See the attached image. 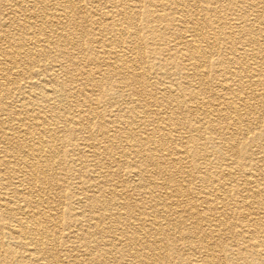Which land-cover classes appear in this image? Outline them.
Masks as SVG:
<instances>
[{
  "label": "bare ground",
  "instance_id": "bare-ground-1",
  "mask_svg": "<svg viewBox=\"0 0 264 264\" xmlns=\"http://www.w3.org/2000/svg\"><path fill=\"white\" fill-rule=\"evenodd\" d=\"M78 1L79 3L84 2L86 6L90 7L92 24L97 27L98 31L101 30V32L97 31L98 36L93 41L102 48H100V51H96L94 46L91 47V42L83 41L80 44L84 51L89 52L90 61L92 59L91 64H97L94 65L96 70L93 71L94 67L89 68L90 64L89 66L84 65L85 69L81 71L82 74L87 75V80H84L85 83L79 81V84L74 79L58 81L57 77H60V75L55 72L56 68H62L64 61H69L70 64L76 63L75 57L72 55L70 60L65 59L62 61L60 59V56L65 53L66 46H75V42L70 40L67 34L64 36L59 35L67 27L61 21L59 11L71 12V14L77 12L80 9V4H76V0H12L7 8H0V166H5L0 171V185L3 175L8 174L5 186H0V230L4 231L1 233V237L5 240H14L11 247L18 245L19 251H21L17 253V250L14 251V248L13 250L8 247L3 251V254H0V264H170L171 254L167 250V244H163L161 247L158 246L156 239L152 241L149 238L151 232L156 233L158 230L165 228L158 221L159 213H170L168 205L164 204V210L158 207L161 195L167 199L176 198V204H180L181 200H184V197L190 194L191 196L189 195L190 197H187V200L192 197L195 201L208 204L209 206H206L210 211H220L221 213L225 211L223 212L222 207L212 206L217 198L219 199V196L217 195L216 198L212 199V193L205 186L197 190L190 189V192L187 189L184 192L186 188L184 185L178 183L172 185V187L162 188V184L157 179L153 180L150 177V173L152 175L157 169L154 167H159L158 158H168L173 160V163L178 162L183 157H188V150L176 146L168 149L162 142L166 133H160L161 136H158L154 141L153 136L155 133L163 131L164 128L160 127L161 124L152 126L153 122H157V120L155 121L157 119L156 113H150L145 105L141 111L142 114L131 117L133 118V124L138 128L152 126L149 129L151 130L150 135L139 137L132 128H128L130 132H122L123 138L126 139L127 145H129L128 155L131 160L125 162V160L120 161L111 156L110 152L113 150L111 147L118 148L119 145L114 143V138L108 139L106 137V135L109 136L107 128L100 129L101 133L98 134L97 139L105 138V144L96 146L94 143H83L85 147L77 150V153H71L69 161L72 165L76 166V164L81 163L89 165L84 172L78 175V177L85 178L84 185L80 187L91 201L92 207L103 210V213H98L97 216L92 218L84 217L86 207L80 204L81 201H78L76 205L68 206V214L74 213L76 217H79L67 221L63 226V222L58 219L67 211L44 206L46 200L58 199V195L54 197L51 193L53 188L60 184L54 168L55 166H63L67 162L65 160L66 154L64 155L61 148L56 145L58 132L52 122L54 118H60L62 115L53 110L47 109L45 111L46 102L51 98L62 106L64 100L70 101L72 98L76 99L81 95L82 98L73 105L76 109L75 114L72 117L63 114V120L64 122L68 121L67 124L71 127L70 132L72 131L73 135L80 132L89 135L91 133L89 124L85 127L83 125L91 123V119H93L91 113L94 114L95 106L93 107V105L95 102L91 100L90 95L94 92L95 87H98L93 82L95 73L100 75L102 72L100 68H104L105 74H108V71L110 74L123 73L128 64L132 63L133 54H135L131 43L125 38L130 28L133 27L132 9L123 8L124 5L121 6V4V8L117 9L118 5L113 3V0H107L104 3L99 0ZM167 1L171 6H175L181 14L186 10L183 8L187 5L185 0H165L166 3ZM6 2V0H3L1 7L8 4ZM22 2H26V5L23 6ZM261 8L264 9V0ZM209 10L212 12L211 8ZM118 15L124 18L122 20L117 19ZM149 15L151 13L146 12L144 17L149 18ZM153 17L160 20V15H153ZM176 20L181 30L176 36V40L169 41L172 42L169 44L172 47L177 45V48L187 47L184 58L186 65L190 69L198 70V78L202 81L206 78L204 76L206 74L205 68H208L209 62L201 53L197 41L198 38L202 39L205 35L209 43V39H213V35L216 36V33L212 32L209 37L203 33L199 25H191L184 15L177 16ZM57 29H60L61 32L58 33ZM103 33L108 34V37L102 39ZM215 41L212 43L214 44ZM102 44H105V46H102ZM93 51L96 52V55ZM218 51L216 49L215 53H218ZM40 57H44L46 60L49 57V60H51L48 70L53 71V74L47 82H44L46 80H43V78L32 81L34 77L41 74L44 77V73H42L46 69L44 66L39 65L33 72L29 68L33 63H40L41 60L37 59ZM36 59L37 61H35ZM211 73L212 75H218L219 71L214 70L212 72L211 70ZM251 73L254 75L255 72L252 71L246 74L236 67H230L229 69L222 67L220 75L224 79H220L219 82L220 92H229L232 86L229 82L231 79H237V82L244 83V78L253 77L250 75ZM255 76L258 79L257 73H255ZM53 79L58 82L54 83ZM134 81L135 78L129 79V83ZM43 84H47L48 88L41 87L44 86ZM63 85L66 87L65 90H63ZM69 85L74 86V89L70 87L73 91H68L70 90ZM140 89H144V85ZM38 98L41 102L37 101ZM110 104H112V101ZM230 107L234 110L235 104L231 102ZM29 111L33 113L35 111L31 118L27 115ZM131 112L132 108H129V115ZM109 116L111 118L108 124L111 123V126H114L117 132L125 127L124 122L130 117L122 118L118 113ZM162 119L169 120V117L162 116ZM188 128L192 132L200 131V128L192 123L188 124ZM175 130L171 126L167 134L168 137L173 136ZM149 137L152 138V143L158 146H156V150L152 149L146 157V152L149 149L145 142L151 140ZM235 153L238 154L236 151ZM99 156L109 159V163L101 169L96 166L92 167V162L96 161ZM249 160L248 166L250 168L247 169V172L239 173L245 176V181L249 179L247 181L249 185L251 180L254 185L251 187L246 186L248 192L246 199L249 198V203L247 202L248 199L243 200L245 202L241 203L246 210L254 208L255 210L258 209V213L249 217L248 223L236 231V234H239L247 245L243 249L226 250L233 255V261L230 264H264V178H254V172H259L261 168L257 163L252 165V158H249ZM126 165L129 168V176L123 174L120 176L118 169ZM262 166L264 167V164ZM149 167L153 169V172ZM199 167L201 168V166ZM226 175L232 176L230 169L226 171ZM202 177L203 175L196 178L203 180ZM127 182L131 184L132 190L138 198L131 197L125 189L120 191L114 188L118 185L124 186V183ZM219 187L222 189L221 185ZM105 189L109 191L108 196L101 191ZM161 189H164V191H161ZM93 192L95 194H91ZM222 192L227 193V188ZM24 193H28L30 196L25 197L23 196ZM21 196L25 204L15 205L13 202L19 200L18 198ZM72 197L75 198V194H72ZM227 198L228 196L224 195L221 200L225 201ZM147 204L151 205V209H155L146 211ZM150 208L148 209L150 210ZM183 213L188 215L189 211H183ZM221 218L223 219H215L213 222L210 220V226L215 225L216 228L220 227L221 230L227 228L229 231L232 230L234 226H228L227 218L225 219L222 216ZM208 231V235L213 240H217L221 236L218 231L215 234V228H210ZM184 233L182 232L183 239L186 242L194 239L202 243L205 239L203 236V238H199L192 236L190 233L187 235H184ZM58 240H60L59 243ZM72 240L78 243L77 251L79 253L76 255H70L73 253L71 248L66 249L64 247L68 241L72 242ZM187 247L191 248L192 246L188 245ZM257 247L263 248V250L259 252L256 249ZM205 250L204 253L202 252L203 255L199 264H202L204 259L208 260V264H215L217 260L215 250L211 247H207ZM256 259H259V261H256ZM236 260H240V262H235ZM196 261H181L180 264H195Z\"/></svg>",
  "mask_w": 264,
  "mask_h": 264
},
{
  "label": "rangeland",
  "instance_id": "rangeland-1",
  "mask_svg": "<svg viewBox=\"0 0 264 264\" xmlns=\"http://www.w3.org/2000/svg\"><path fill=\"white\" fill-rule=\"evenodd\" d=\"M6 1L8 4L1 7L3 0H0L1 9L7 8L10 5L9 3L12 2V0ZM99 1L104 3L107 0ZM262 1L185 0L187 5L183 8L186 10L181 14L175 6H171L165 0H113V3L118 5L117 9L121 8V4V6L124 5L123 8L127 7L129 10H133L131 14L133 27L130 28L125 38L131 43L135 54H133L132 63L128 64L123 73L110 74L108 71V74H105L104 68H100L102 71L100 75L95 73L93 82L98 87H95L94 92L90 95L91 100L95 102L93 105V107L95 106L94 114L92 115L91 113L93 119H91V123L83 125L85 127L89 124L91 133L87 135L84 132H80L77 135H73V132H70L71 127L67 124L68 121L64 122L63 120V114L71 117L75 114L76 109L73 105L82 98L81 95L76 97V99L72 98L70 101L64 100L62 106L51 98L46 102L45 111L47 109L53 110L57 114L62 115L60 118H54L52 122L58 132L56 145L61 148L64 155L66 154L65 160L67 162L63 166H55L54 168L57 177H59L58 182L60 184L54 187L51 193L54 197L58 195V199L46 200L44 206L49 208L54 207L60 211H67L58 219L63 222V226H65L67 221L79 217H76L74 213L68 214V206L76 205L78 201H81L80 204L86 207V213L83 214L84 217L92 218L97 216L98 213H103V210L92 207L91 201L81 189V185L85 183V178L78 177V175L84 172L89 165L86 163L76 164V166L72 165L69 161L71 153H77V150L85 147L83 143H94L96 146L105 144V138L101 140L97 139L98 134L101 133L100 129L107 128L110 137L108 135L106 137L108 139L114 138V143H118L119 145L118 148L110 145L113 149L110 152L111 156L120 161L125 160L126 162L131 160V158L128 155L129 145H127L126 139L123 138L122 132H130L128 128H132L139 137H147V135H150L151 130L149 129L152 126L161 124L160 127L164 128V130L155 133L153 136L154 141L158 136H161L160 133H166V136L162 140L166 147L170 149L176 146L184 150L187 149L188 157H183L181 161L174 163L173 160H169L168 158H158L159 167H154L157 169L152 175L150 173V177L153 180L157 179L162 184V188L172 187V185L178 183L184 185L186 186L184 192L187 189L190 192L191 190H197L205 186L212 193V199L216 198L217 195L219 196V199L217 198V201L212 206L222 207L223 212H225L210 211L207 209L208 204L195 201L192 197L187 200V197L191 196L190 194V196L184 197V200H181L180 204H176V198L167 199L160 194L158 207L164 210V204H166L169 207L170 213H159L158 221L165 228L160 230L161 233L159 230L156 233L154 231L151 232L149 234L150 240L156 239L158 246L161 247L163 244H167V250L171 254L170 264H180L181 261L191 260H197L195 264H199L201 256L207 247L215 250V256L217 257L215 264L232 263L233 255L230 254V251L227 252L226 250L234 248L243 249L247 245L245 240L239 234H236V231L248 223L249 217L258 213V209L249 208L251 210H246V208L242 207L241 202H245L243 200L248 199L247 202L249 203V198L246 199L248 195L246 189L253 186L254 182L251 180L249 185L247 183L249 179L245 181V176L239 172H247V169L250 168L248 166L250 163L249 158H252V165L257 163L261 168L259 172H254V178H264V167L262 166L264 164V9L261 8ZM77 3L80 4V9L75 13L71 14V12L59 11L61 21L67 27L62 32L60 29H57L58 33L61 32L59 35L64 36L67 34L69 39L75 42V46H66L65 53L60 56V59L62 61L65 59L70 60L72 55L75 57L76 63L70 64L69 61H64L62 68H56L55 72L60 75V77H57L58 81L74 79L79 84V81L85 83L84 80H87V75L82 74L81 71L85 69L84 65L89 66L90 64L89 68L94 67L93 71L94 69L96 70L94 65L97 64H91L92 59L90 61L89 52L84 51L80 44L83 41L91 42V47L93 48L94 46L96 51H100L102 48L93 41L101 30L98 31L97 27L92 24L90 7L86 6L84 2L79 3L76 0ZM22 5L25 6L26 2H22ZM209 8L212 9V12L211 10L208 11ZM34 9L36 10V7ZM102 10L107 11L105 9ZM146 12L151 13L149 18L147 16L144 17ZM65 15L66 17H64ZM153 15H160V20L155 19ZM182 15L185 16L191 25H199L203 33L209 37L212 32L216 33V36L213 35V39H209V43L205 35L204 38H198L197 41L200 45L201 53L209 62V69L205 68L207 75L205 74L204 76L206 78L202 81L198 78V70L190 69L186 65L184 58L187 47L182 46L177 48V45L172 47L169 44L172 43L169 41L176 40L175 38L181 30L179 29L176 17ZM118 16L117 19L122 20L124 18L123 16L120 17L121 15ZM212 23H214L213 26ZM106 37H108V34L103 33L102 39ZM214 40L216 41L213 44ZM102 46H105V44H102ZM216 49L219 50L218 53H215ZM94 54L96 55V52ZM94 54L92 53V55ZM37 59L41 60V62L30 65L31 71H35L39 65L44 66L46 69L42 71L44 77L41 74L34 77L32 81L34 82L38 78H43V80H46L44 82H47L53 74V71L50 72L48 70L51 60H49V57L47 60L44 57ZM222 67H225V69L236 67L246 74L253 71L258 74V79L255 73L254 75L253 73L250 74L253 76L251 78H244V83L237 82V79H231L229 82L232 86L229 92H220L219 82L220 79H224L220 75ZM211 70L212 72L218 70L219 74L212 75ZM127 77L129 79L135 78V81L129 83ZM52 81L54 83L58 82L56 79ZM43 85L41 87L48 88L47 84ZM64 85L63 90L66 89ZM142 85H144V89H140ZM68 87H73L74 89L72 85ZM73 89L70 88L68 91H73ZM37 101L41 102L39 98ZM109 101H112V104ZM231 102L235 104L234 110L230 107ZM144 105L150 110V113H156L157 119L155 121L157 120V122H153L152 126L147 128H138L133 124L131 116L142 114L141 111ZM56 108H59L61 111ZM129 108H132L130 115ZM233 111L235 112L233 113ZM34 113L29 111L27 115L31 118ZM115 113L121 115L122 118L130 116L124 122L125 127L118 132L115 131L114 126H111V123L108 124L111 118L109 115ZM161 115L169 117V120L162 119ZM189 123L199 127L200 131L192 132L188 128ZM171 126L176 130L173 132V136L168 137L167 134ZM145 143L149 149L146 152L147 157L148 153L152 149L156 150V146L158 145L152 143V138ZM96 161L92 162V167L96 166L99 169L104 168L109 163V159L103 156H99ZM2 167L5 166H0V171ZM128 169L127 165L120 167L118 169L120 176L122 174L129 176ZM227 169L231 170L232 176L226 175ZM150 170L153 172L152 168ZM175 171L176 173H174ZM201 175H203V180L196 178L197 176L201 177ZM7 177V173L3 175L1 187L5 186L8 180ZM115 178L120 179L119 177ZM130 180L133 182L131 178ZM175 181L176 183H174ZM220 185L222 189H220ZM118 187L115 186L114 188L120 191L125 189L131 197L138 198L134 190H132L130 183L127 182L124 183V186L118 185ZM225 188H227V193L222 192ZM101 191L106 196L109 195L108 190ZM161 191H164V189H161ZM72 194H75L76 199L72 197ZM224 195H227L228 198L222 201L221 198ZM23 196L27 197L30 194L24 193ZM18 199L13 202L15 205L25 204L22 196ZM147 205L146 211L155 209H151L150 204ZM187 210L189 211L188 215L187 213H183V211ZM220 215L225 219L227 218L228 226H234L232 230L229 231L228 228L221 230L219 229L220 227L216 228L215 225L210 226V220L213 222L215 219H223ZM210 228L216 229L215 234H217V231L220 233L221 236L217 240H213L208 235ZM2 232L4 231L0 230V254H3V251L8 247L14 248L15 250H13H17V253L21 252L18 245L11 247V243L14 240H5L1 237ZM182 232H185L184 235L190 233L194 237H205V239L202 243L194 239L186 242L183 239ZM59 242L60 240H58ZM204 242L206 243L205 245ZM188 245L192 247L188 248ZM64 247L66 249L71 248L73 253L70 255L79 253L77 251L78 243L74 240L72 242L68 241ZM161 249L163 250V248ZM256 249L259 252L263 250L260 247ZM256 261H259V259H256ZM235 262H240V260H236ZM202 264H208V260L204 259Z\"/></svg>",
  "mask_w": 264,
  "mask_h": 264
}]
</instances>
